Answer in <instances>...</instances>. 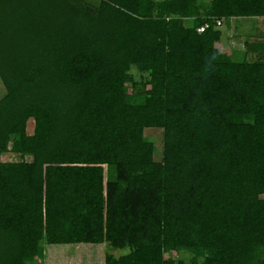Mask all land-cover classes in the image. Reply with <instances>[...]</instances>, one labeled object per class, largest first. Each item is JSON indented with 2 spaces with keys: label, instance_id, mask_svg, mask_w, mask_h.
<instances>
[{
  "label": "trees",
  "instance_id": "1",
  "mask_svg": "<svg viewBox=\"0 0 264 264\" xmlns=\"http://www.w3.org/2000/svg\"><path fill=\"white\" fill-rule=\"evenodd\" d=\"M240 17L264 0H0V264H264V35L219 46Z\"/></svg>",
  "mask_w": 264,
  "mask_h": 264
},
{
  "label": "rangeland",
  "instance_id": "2",
  "mask_svg": "<svg viewBox=\"0 0 264 264\" xmlns=\"http://www.w3.org/2000/svg\"><path fill=\"white\" fill-rule=\"evenodd\" d=\"M92 3L94 6L98 4V0H87ZM218 27L224 32L221 41L219 42L220 47H225L228 49V53L231 59L233 60H242L245 57L246 47L245 41L249 40L256 41L261 39L260 36L264 35V18L263 17H240L233 18L230 20V25L227 28L224 22H218ZM227 33V34H226ZM254 55V54H252ZM255 56V55H254ZM251 56V57H254ZM127 92L131 95L130 101L137 102L138 99L134 95L136 93V89L132 87L129 83L126 84ZM4 94L3 83L0 79V97ZM32 126L27 127V131L31 132ZM147 137L153 142V157L155 161H159L162 158V139L159 131L151 129L146 132ZM25 160H30V156H25ZM1 159L3 161H17L21 160L22 157L20 155L12 154V153H3L1 155ZM264 197V195H263ZM107 251L112 253L115 256H120L129 251L128 247L126 248H114L110 245H107ZM173 257V258H187V254L184 252H171L166 255L165 258Z\"/></svg>",
  "mask_w": 264,
  "mask_h": 264
}]
</instances>
